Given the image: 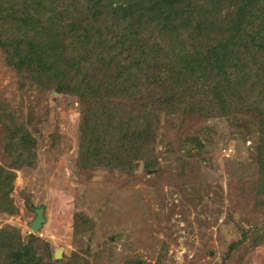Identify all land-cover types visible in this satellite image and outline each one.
Wrapping results in <instances>:
<instances>
[{
    "label": "trees",
    "instance_id": "16d2710c",
    "mask_svg": "<svg viewBox=\"0 0 264 264\" xmlns=\"http://www.w3.org/2000/svg\"><path fill=\"white\" fill-rule=\"evenodd\" d=\"M0 55L19 89L77 100L82 171L154 168L166 115H253L264 195V0H0ZM30 118L0 102V212L10 215L18 212L10 196L15 170L37 162ZM25 203L32 209L29 197ZM94 224L77 212L73 233L91 234ZM34 242L3 224L0 264H88L76 251L58 259L50 248L39 253ZM160 255L135 263L160 264Z\"/></svg>",
    "mask_w": 264,
    "mask_h": 264
},
{
    "label": "rangeland",
    "instance_id": "374dc122",
    "mask_svg": "<svg viewBox=\"0 0 264 264\" xmlns=\"http://www.w3.org/2000/svg\"><path fill=\"white\" fill-rule=\"evenodd\" d=\"M2 101L23 120L31 116L37 162L15 170L10 196L18 212H0V226H16L25 240L33 235L39 253L76 251L88 264L154 263L160 254V264H264V237L255 240L264 234V195L257 194L253 115L163 116L154 168L88 172L75 163L80 112L74 97L19 89L0 55ZM1 143L0 132L3 163ZM26 197L31 206L43 205L37 231L30 228L35 213ZM77 212L92 216L91 234L73 233Z\"/></svg>",
    "mask_w": 264,
    "mask_h": 264
},
{
    "label": "water",
    "instance_id": "95a60500",
    "mask_svg": "<svg viewBox=\"0 0 264 264\" xmlns=\"http://www.w3.org/2000/svg\"><path fill=\"white\" fill-rule=\"evenodd\" d=\"M32 209L35 213L34 218L30 221V228L33 231H37L42 223L45 221V217L43 216V205L33 206ZM61 257V249L53 250V258L58 259Z\"/></svg>",
    "mask_w": 264,
    "mask_h": 264
},
{
    "label": "built area",
    "instance_id": "2783aa9c",
    "mask_svg": "<svg viewBox=\"0 0 264 264\" xmlns=\"http://www.w3.org/2000/svg\"><path fill=\"white\" fill-rule=\"evenodd\" d=\"M228 151L230 150V149H227ZM226 151V150H225ZM226 155H228V153H226Z\"/></svg>",
    "mask_w": 264,
    "mask_h": 264
}]
</instances>
